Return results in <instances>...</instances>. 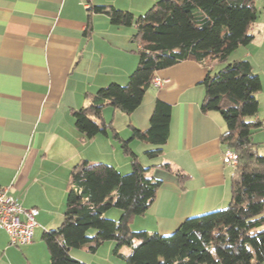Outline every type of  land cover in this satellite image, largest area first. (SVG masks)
<instances>
[{
	"label": "crops",
	"instance_id": "1",
	"mask_svg": "<svg viewBox=\"0 0 264 264\" xmlns=\"http://www.w3.org/2000/svg\"><path fill=\"white\" fill-rule=\"evenodd\" d=\"M94 4L141 14L150 0H0V187L9 188L24 207L39 210L30 244L15 245L0 229V264H51L43 233L64 220L76 163L89 159L113 164L121 172L131 170L130 158L110 133L86 140L72 114L87 105V92L111 82L127 83L139 62L134 25L116 26L107 14L95 12L87 31L88 8ZM256 4L254 38L227 62L248 60L261 78L257 118L263 126L254 132L253 141L264 155V0ZM223 66L184 60L155 74L163 84H152L131 115L104 108L105 120L126 138L132 133L129 124L143 130L150 126L158 99L171 104L162 162L189 174L182 189L174 175L158 170L163 185L145 214L133 219V229L169 234L187 217L229 204L235 165L224 162L227 148L221 136L226 123L218 111L204 113L201 108L204 78L210 69L216 72Z\"/></svg>",
	"mask_w": 264,
	"mask_h": 264
},
{
	"label": "trees",
	"instance_id": "2",
	"mask_svg": "<svg viewBox=\"0 0 264 264\" xmlns=\"http://www.w3.org/2000/svg\"><path fill=\"white\" fill-rule=\"evenodd\" d=\"M256 2L157 0L140 15L112 4L89 6L87 31L95 12L107 14L116 26H135L132 40L138 44L139 62L127 83L111 82L87 92V105L73 109L72 114L84 139L110 133L130 158L131 170L123 173L113 164L89 159L74 165L64 220L43 233L51 264H88L73 255V248L94 254L109 240L116 242L114 253L127 264L264 262V155L253 141L254 132L263 126L257 118L262 81L248 60L228 62L216 72L210 69L203 80L202 111L221 113L226 123L221 141L238 156L231 176V200L226 208L187 217L169 234L134 230L131 224L155 201L163 185L158 170L174 175L182 189L189 174L168 161L144 166L130 142L138 139L155 145L144 152L149 160L162 156L170 135L171 104L158 99L150 126L143 130L129 124L132 134L128 139L103 115L106 106L131 115L159 70L184 60L207 67L226 63L238 47L254 38L251 26L259 14ZM112 207L122 210L120 218L105 216ZM124 246L131 248L128 254L120 252Z\"/></svg>",
	"mask_w": 264,
	"mask_h": 264
},
{
	"label": "built area",
	"instance_id": "3",
	"mask_svg": "<svg viewBox=\"0 0 264 264\" xmlns=\"http://www.w3.org/2000/svg\"><path fill=\"white\" fill-rule=\"evenodd\" d=\"M152 84L161 86L163 80L157 76ZM224 162L229 165L238 163L237 153L227 149L224 153ZM39 210L35 207H24L10 193L9 188L0 187V229H4L15 245H26L33 242L35 228L38 224Z\"/></svg>",
	"mask_w": 264,
	"mask_h": 264
},
{
	"label": "rangeland",
	"instance_id": "4",
	"mask_svg": "<svg viewBox=\"0 0 264 264\" xmlns=\"http://www.w3.org/2000/svg\"><path fill=\"white\" fill-rule=\"evenodd\" d=\"M156 1L157 0H152V1L150 0L149 7L144 9L143 13H145ZM148 3H149V1H148ZM144 4L145 3H140V5H144ZM144 8H145V6H144ZM143 13H141V14H143ZM136 15H140V14L138 13ZM227 63L228 62L224 63V65ZM216 70H217V68H216ZM122 115H125V114H122ZM117 123L120 124V121H118ZM131 134L128 136H125L126 137L125 139L130 138ZM133 141H134V143H133ZM130 146L138 154L140 161L144 166H148L150 164L149 161H151L152 163H159V162L163 161L162 156L155 158L153 160H149V158H147L145 156V153H144L145 150L154 148L155 145H153V144H147V143H144L138 139H135V140H132L130 142ZM123 173H126V172H123ZM227 206H228V204L224 208H226ZM121 214H122L121 209H119L117 207H112L106 211L105 216H107L109 218L118 219V218H120ZM134 230H140V229H134ZM94 232H95L94 230L90 231V233H94ZM115 247H116V242L113 240H109V241H106L99 248V250L94 254L89 253L86 250L79 249V248H73V254H75L76 256H79V257L81 256V257L91 259V262H93L92 264H127L126 261L121 256L114 253ZM130 251H131V248L129 246H124L120 250V252L123 254H128Z\"/></svg>",
	"mask_w": 264,
	"mask_h": 264
}]
</instances>
